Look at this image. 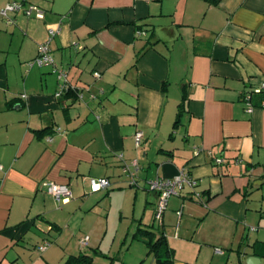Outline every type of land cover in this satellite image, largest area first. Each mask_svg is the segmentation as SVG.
<instances>
[{
    "label": "crops",
    "instance_id": "1",
    "mask_svg": "<svg viewBox=\"0 0 264 264\" xmlns=\"http://www.w3.org/2000/svg\"><path fill=\"white\" fill-rule=\"evenodd\" d=\"M14 1L44 18L0 16V264L79 254L95 264L118 217L122 264H156L139 233L157 205L148 181L183 170L200 198L185 187L169 200L159 232L175 264H264V90L254 93L264 85V0H0V10ZM49 30H59L55 68H29ZM57 71L83 100L56 97ZM134 161L131 187L122 167ZM91 178L111 187L91 192ZM46 183L69 185L71 201L57 202ZM189 244L194 258L179 259Z\"/></svg>",
    "mask_w": 264,
    "mask_h": 264
},
{
    "label": "built area",
    "instance_id": "2",
    "mask_svg": "<svg viewBox=\"0 0 264 264\" xmlns=\"http://www.w3.org/2000/svg\"><path fill=\"white\" fill-rule=\"evenodd\" d=\"M19 11H23L24 15L28 18L36 17L37 19H43L44 12L35 5H30L24 8L23 3L14 1L0 10V16L7 20V23L14 24L15 20L11 18L10 14H16ZM59 33V30H49L48 40L39 44L37 57L28 62V67L33 68L34 66L38 67H50L55 68V60L50 49V43L54 37ZM58 77L62 81V86L60 91L56 94L57 98H61L66 92L72 90L76 92L77 98L83 100V94L80 93L79 89H76L68 84L67 74L64 71H57ZM93 76L96 79L101 77L99 72H94ZM264 90V85L258 90L254 91L255 94H260ZM94 97V96H92ZM252 93L248 92L244 95L243 100L247 103L246 111L248 113L253 112V105L251 104ZM264 106V102H263ZM136 145L139 147L142 142L143 132H137L134 136ZM51 140V139H49ZM203 150H197L195 155L198 156L202 153ZM223 159H218L217 164H222ZM1 167V166H0ZM139 172V167L137 161H134L130 164L125 163L122 167V173L128 179L129 186L133 187L137 185V174ZM91 192H99L101 190H106L111 187V182L107 178H91L90 179ZM148 187L150 191L156 192L158 194L157 205L154 212V221L159 220L163 222L164 214L168 209L169 200L178 196L179 192L185 187L192 190L198 198L200 197L199 193H196L195 189L197 187V180L187 171L183 170L174 178L171 179H161L156 178L155 180L148 181ZM45 192L52 196L59 203H67L72 199V192L70 186L67 184H55V183H46L44 185ZM178 215H182V211L179 210ZM89 236L81 237L79 240V246L81 249H84L89 244ZM50 246V242H45L42 246L38 248L40 252H44ZM216 252L223 253L222 249H217Z\"/></svg>",
    "mask_w": 264,
    "mask_h": 264
},
{
    "label": "trees",
    "instance_id": "3",
    "mask_svg": "<svg viewBox=\"0 0 264 264\" xmlns=\"http://www.w3.org/2000/svg\"><path fill=\"white\" fill-rule=\"evenodd\" d=\"M66 95H75L77 97L76 92L72 90L66 92ZM180 115L181 110L179 112L178 117H180ZM154 224L155 223L153 222V224L149 226L148 229L139 230V233L141 235L140 239L144 241V243L147 245L149 254H152L154 256L156 264H175L173 250L168 246L164 234L160 233L159 229L156 228ZM93 260V254H79L76 256H70L65 262V264H93Z\"/></svg>",
    "mask_w": 264,
    "mask_h": 264
},
{
    "label": "rangeland",
    "instance_id": "4",
    "mask_svg": "<svg viewBox=\"0 0 264 264\" xmlns=\"http://www.w3.org/2000/svg\"><path fill=\"white\" fill-rule=\"evenodd\" d=\"M136 187H134V188H132V189H135ZM175 197V196H174ZM174 197H172V198H174ZM187 202V201H186ZM168 209H169V207H168ZM166 211H168V210H166ZM167 213V212H166ZM182 217V215L181 216H179L178 215V213H176V221L178 222V224H179V218H181ZM117 220H116V222H111V224H112V226H113V230L116 228V225L117 224H119V222H120V220H119V217L118 218H116ZM164 219V218H163ZM191 220H189V219H186V221H185V228H187V226L189 225V224H191ZM154 225H155V227L156 228H158L159 230H162L163 229V227H162V225H163V222H161V221H159V220H156V221H154ZM193 223V222H192ZM113 230L109 233L110 234V236H108L106 239H105V242H104V247H106L105 249V253H101V251H98V257H101V258H97V263H95V264H98V262H102V261H108L109 263L110 262H114V264H122L123 263V260L122 259H124V255L126 254L125 253V250H122L121 248H120V243H118L117 241L115 242V244L113 243V241H114V237L112 236L113 235ZM112 245H113V248H112ZM135 246H137V247H140V248H146L147 249V247L143 244V243H139V244H136ZM188 247H189V249H187L185 252H182V250H181V252H179V254H178V257H179V259L181 258V259H183V260H190V259H193L194 258V254H192L191 252H190V249H192L193 250V248H192V246H190V244L188 245ZM113 249V250H112ZM218 249V248H217ZM217 249H212V251H215V254L216 255H218V256H221V255H223V254H227L226 253V251L225 250H223V253H218V252H216V250ZM220 249V248H219ZM86 250V249H85ZM86 251H89L88 249L86 250ZM153 256V255H152ZM113 258H115L114 260H113ZM151 258V257H150ZM152 259V258H151ZM204 260V256H203V254H202V256L199 258V261L201 262V261H203ZM207 260V259H206ZM205 260V261H206ZM208 261V260H207ZM149 264V263H148Z\"/></svg>",
    "mask_w": 264,
    "mask_h": 264
},
{
    "label": "water",
    "instance_id": "5",
    "mask_svg": "<svg viewBox=\"0 0 264 264\" xmlns=\"http://www.w3.org/2000/svg\"><path fill=\"white\" fill-rule=\"evenodd\" d=\"M246 264H260V260L257 257L250 256L246 259Z\"/></svg>",
    "mask_w": 264,
    "mask_h": 264
}]
</instances>
